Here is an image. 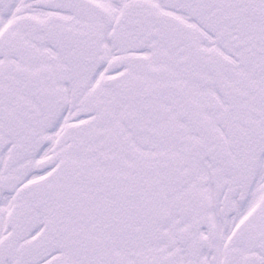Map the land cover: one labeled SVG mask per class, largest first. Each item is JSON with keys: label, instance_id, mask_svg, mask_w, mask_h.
Segmentation results:
<instances>
[{"label": "snow or ice", "instance_id": "snow-or-ice-1", "mask_svg": "<svg viewBox=\"0 0 264 264\" xmlns=\"http://www.w3.org/2000/svg\"><path fill=\"white\" fill-rule=\"evenodd\" d=\"M0 264H264V0H0Z\"/></svg>", "mask_w": 264, "mask_h": 264}]
</instances>
